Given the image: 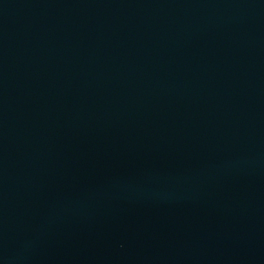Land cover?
Instances as JSON below:
<instances>
[{
	"label": "water",
	"instance_id": "95a60500",
	"mask_svg": "<svg viewBox=\"0 0 264 264\" xmlns=\"http://www.w3.org/2000/svg\"><path fill=\"white\" fill-rule=\"evenodd\" d=\"M0 264H264V0H0Z\"/></svg>",
	"mask_w": 264,
	"mask_h": 264
}]
</instances>
